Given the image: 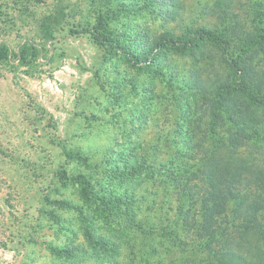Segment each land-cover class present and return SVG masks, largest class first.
Here are the masks:
<instances>
[{"label":"rangeland","instance_id":"rangeland-1","mask_svg":"<svg viewBox=\"0 0 264 264\" xmlns=\"http://www.w3.org/2000/svg\"><path fill=\"white\" fill-rule=\"evenodd\" d=\"M256 1L0 0V45L11 51L0 63V264H247L242 256L264 264V207L249 212L250 230L233 231L242 221L238 209L248 210L230 202L215 215L218 238L210 247L208 176L202 166L190 168L205 156L202 139L224 161H244L249 142L230 146L242 108L264 124V104L234 90L252 81L264 94V42L247 52L238 46L260 32ZM101 13L110 15L104 34L147 45L149 58L137 65L81 32ZM198 28L229 47L210 38L160 47L166 33L186 39ZM23 46L29 64L21 60ZM227 102L235 112H227ZM144 160L155 168L141 166ZM186 167L197 177L194 198L178 191L187 189ZM127 171L135 174L127 178ZM79 175L91 181L94 197L116 194L107 197L117 211L156 227L146 245L140 231L125 239L106 225L84 186L71 180ZM71 205L88 208L96 221ZM230 232L234 244L224 235Z\"/></svg>","mask_w":264,"mask_h":264},{"label":"trees","instance_id":"trees-1","mask_svg":"<svg viewBox=\"0 0 264 264\" xmlns=\"http://www.w3.org/2000/svg\"><path fill=\"white\" fill-rule=\"evenodd\" d=\"M138 1V0H134ZM167 2V0H163V3ZM256 6L254 9L255 13V19L258 20V24L260 25L259 34L257 37L254 35L253 38H246L243 39L238 45L243 52H247L253 47H255L258 44H261L264 42V0H257ZM122 4L126 6L127 2L122 1ZM122 5V6H123ZM174 7H176L175 4H173ZM110 18V15L108 13H101L98 17L97 24L94 25H84L81 29V32L87 33L92 35L95 39H97L100 42H103L107 45L108 49L112 52L116 53H122L127 57H130L131 61H135L137 65H140V59L141 56L146 59L149 58V47L147 45H130L129 43H124L121 41L122 39H110V37L103 32V28L107 24V19ZM186 39L184 38H178L174 39V35L170 33H166L161 41L160 47H165L167 44H184L191 47L197 46L200 39L204 38H210L213 39V41L220 45L229 47V43L219 34L213 33L210 30H206L204 28H198L196 30V34L192 36V31L189 29L188 33L186 35ZM141 48V51L138 52V50ZM32 49V48H31ZM30 48L28 46H23L20 48L21 53V60L25 64L31 63V60L28 59V52ZM10 49L6 44L0 45V63L8 60L10 55ZM235 53V52H234ZM33 56H36V51H34ZM137 60V62H136ZM150 69V66H148ZM253 82H244V85L237 84L234 86V90L239 91L243 94H248L252 101H254L257 104H264V94L258 90H256L254 87ZM228 86H224L223 90L227 88ZM233 90V89H231ZM187 105V104H186ZM190 107L189 109H192L193 103L190 102L188 104ZM187 105V106H188ZM224 108H226L227 112L232 113L235 112V105L229 104V102L224 103ZM210 110V104L206 106L204 113L200 115L197 119V123L203 119V117L207 114L205 111ZM198 109H196V112ZM216 111H213V114H215ZM216 115V114H215ZM240 115V121L238 122L239 128L238 132L236 134V137H233L230 146L233 147H239L240 145L246 144L249 142V147L251 150L246 154L244 157L243 162H237L235 163L233 160L230 162L224 161L227 158L220 157L219 151L214 152L208 145H206V140L202 139L200 141V153H205V156H203L201 160V164L198 165L197 163H193L190 165V168H193L194 166H202V170L206 177L208 179V183L204 186V203L206 204L205 211H206V217L208 226L204 227L206 230V234L209 238V245L210 247L213 246L215 239L218 238L217 231L212 228L215 225V219H217V216L226 209L227 205L232 201H239L241 203V206L247 207V212L241 211L240 208L238 209L237 215L239 218H241V223L235 224L233 227V231H238L236 229L241 228V230H244L245 232L247 230H250V225H247V222L245 221L250 218V213H253V210L256 212L264 207V193H260V195L257 196L255 193L249 194V190L245 189L248 187L255 186L257 189H260V192L264 191V156L259 158V151L264 154V149L261 144L264 140V124L258 123V122H252L250 119V116H248L247 112L243 110L239 112ZM189 116V114H188ZM242 118V121H241ZM221 148H224V143L221 145ZM262 149V150H261ZM258 153V154H257ZM71 154V153H70ZM210 163H213L211 166ZM144 167L155 168V165L151 164L149 161L144 160L143 165ZM185 173L190 176V179L187 181V186L183 189H178L180 193H183L184 197H188V194L195 195L193 192L190 191L191 188L195 186L194 182L197 177H195L194 174L189 172L188 167H186ZM145 168H140L139 172H143L146 170ZM135 173L131 174L127 171L126 177L131 178ZM125 177V176H123ZM63 180H68L69 178L65 175H63ZM73 181H79L83 186V196L85 199L89 201H94V203L97 204L98 209L101 210V214H103L106 225L109 224L111 226H114L117 230L120 232L126 233L127 238L130 235L131 230H138L140 231V236L142 238V243L146 245L148 243V238L156 233V227L154 225H145L142 222H140L139 219L131 220L127 216H125L122 212L117 211L115 209L116 207L114 205H111V202L113 201V197H116V194L113 195H107L104 194V196L98 198L94 197L93 190H92V183L89 181L85 176L79 175L77 177L71 178ZM163 184L166 185L167 182L165 180H162ZM110 200L108 199V197ZM252 196V197H251ZM193 197V196H191ZM194 198V197H193ZM255 198H258L255 201ZM66 204L69 205L67 202ZM248 204V206H247ZM119 206V205H118ZM121 206V205H120ZM73 208H77L79 211L83 213L84 218H87L88 221L92 220L93 222L96 221L95 218H92V212L87 208L83 209L80 206H72ZM182 206L179 207L181 209ZM182 213V211H180ZM122 218V219H121ZM91 228V227H90ZM92 229V228H91ZM227 240H231V243L234 244V238L236 234L234 232L230 233H224ZM223 234H221L222 237H224ZM252 250H248V252H251ZM114 253L117 255L118 252L116 249H114ZM147 253V250L144 251V254ZM240 253V252H239ZM245 259V260H244ZM250 257H243L242 260L247 261V264H249ZM115 264H121L119 260L115 259Z\"/></svg>","mask_w":264,"mask_h":264}]
</instances>
